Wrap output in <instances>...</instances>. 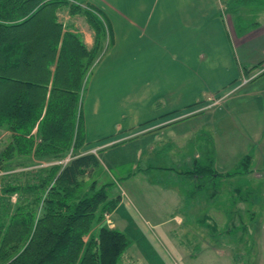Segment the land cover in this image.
I'll return each mask as SVG.
<instances>
[{"label":"trees","instance_id":"trees-1","mask_svg":"<svg viewBox=\"0 0 264 264\" xmlns=\"http://www.w3.org/2000/svg\"><path fill=\"white\" fill-rule=\"evenodd\" d=\"M69 1L0 0V132L7 134L0 169L12 176L0 183V264H118L131 245L125 233L101 224L120 198L110 193L113 183L100 181L107 176L100 161L76 153L80 94L107 31L84 10L95 32L88 50L58 22ZM70 5L72 12L82 10ZM70 149L71 160L55 163ZM36 162L53 164L24 172ZM197 169L195 178L211 170Z\"/></svg>","mask_w":264,"mask_h":264},{"label":"crops","instance_id":"crops-1","mask_svg":"<svg viewBox=\"0 0 264 264\" xmlns=\"http://www.w3.org/2000/svg\"><path fill=\"white\" fill-rule=\"evenodd\" d=\"M69 2L57 12L58 22L65 30L78 35L84 46L88 50L92 49L95 32L86 14L83 13L84 10H88L103 19L108 36V46H105V53L96 64V74L84 98L83 107L87 108L84 113L86 124L96 121L108 123L110 119L107 117L114 114V108H117L116 112H120L122 125L116 126V133L163 122L158 125L160 130L150 132L139 140V142L148 140L142 144L147 151L161 152L165 149L170 153L177 149L184 150L189 146L196 148L202 146L207 149L206 154L213 156L212 150H209L212 148V137L204 136L203 139L198 125L195 126L196 133L192 134L188 127L180 124L202 120L200 110L186 113L181 117L176 115L207 101L219 92L229 88L233 91L250 85L251 82V88L245 96L264 103V80L257 79L263 74L244 85H237L243 78L251 77V74L264 66V10L259 11L260 14L254 23L236 30L231 15L227 13L231 6L229 0ZM70 4L79 5L82 10L72 12ZM167 119L169 120L166 121ZM6 138L7 134L4 133V138L0 139V146L6 143ZM196 181L189 179L184 185L190 189L187 193L194 194L198 201L199 193L204 186H197ZM216 183L218 181H214L212 186ZM244 188L245 199L239 197L237 194L239 189L236 190V187L233 193L239 198L240 204L243 203V210L248 211L251 209V184L244 185ZM214 198L215 192L211 191V204ZM204 200L207 201V197H204ZM122 203L123 198L113 211L112 218L116 229L125 233L132 224L118 213ZM192 210H196V213L198 210L203 212V207L200 205L192 207L185 202L181 206L183 215L180 212L165 216L168 223L174 225L164 227V233L195 231L197 235L199 233V240L203 239L200 246L196 244L200 256L211 254V258L220 264L253 263L254 254L249 239L245 244L247 252L244 251V261L236 263L234 260L237 259V248L234 244H220V239L215 238L209 243L205 241L204 234L213 236L214 232L218 233L215 227H210L212 230L205 229L204 226L195 229L192 226L184 228L186 222L194 219ZM218 210L220 209L218 208L217 212ZM199 217L200 220L211 219L205 214ZM179 224L180 228H177ZM208 231L211 232L208 234ZM245 232L254 235L257 234V228H249ZM135 249L139 254L137 258L139 264H162L160 260H153L154 263L147 261L141 251L136 247ZM233 250L234 255L232 252L229 253ZM189 258L196 256L190 254ZM177 261L174 260L173 264H178Z\"/></svg>","mask_w":264,"mask_h":264},{"label":"rangeland","instance_id":"rangeland-1","mask_svg":"<svg viewBox=\"0 0 264 264\" xmlns=\"http://www.w3.org/2000/svg\"><path fill=\"white\" fill-rule=\"evenodd\" d=\"M229 3L231 6L227 13L231 15L236 30L246 28L247 24L254 23L260 12L264 10V0H229ZM91 13L93 12L91 11ZM97 17L100 19L99 16ZM100 20L103 22L102 18ZM107 38L106 35L105 42L101 43L100 53L86 73L83 90L80 94L83 138L81 137L80 143L82 141V144L76 153L80 156L91 154L97 157L101 163V173L107 174L100 181L107 180L113 183L110 193L113 197L119 196L120 200L123 198L118 213L126 217L132 224L125 232L131 241V246L122 255L118 264H139L137 259L139 254L135 247L141 251L147 261L160 260L162 264H173L174 260H178V264H220L211 258V254L200 256L199 247L196 244L200 246L203 239L199 240V233L198 235L195 231L188 233L178 231L176 234L164 233V227L174 225L169 224L168 218L165 216L180 212L183 215L181 206L185 202L192 207L200 205L203 207V212L198 210L196 213V210H192L194 219L186 222L184 228L193 227L195 229V227L204 226L205 229L212 230L210 227H215L218 233L214 232V235L211 236L212 234H209L211 231H208L209 235L204 234L203 236L205 241L209 243L212 238H215L216 240L220 239V244H234L237 248V259L234 260L237 261L236 263L244 261V251L247 252L245 244L249 239L252 242L251 249L254 254L252 264H264V103L261 104L256 99H249L245 96V93L250 90L252 82L250 85L233 91H230L232 88H229L219 92L207 101L176 115L181 117L186 113L200 110V115L203 116L202 120L180 124L188 127L192 134L196 133L195 126L198 125L203 139L204 136L212 137V148L209 150H212L213 156L206 154L207 149L202 146L200 148L189 146L184 148L185 151L177 149L170 153L165 149L161 152H149L142 146L148 140L144 142H139V140L150 132L160 130L158 125L163 122L116 133L115 128L117 125H122V121L119 118L120 112H116L117 108H114V114L107 117L110 119L108 123L100 121L85 123L84 113L87 108L83 107L84 98L89 84L96 74V64L105 53V46H108ZM129 61L127 62L129 63ZM254 74L257 76L263 74L257 79L264 80V72L257 71L251 74V77H246L247 82H243V78L237 85L250 82L257 77H253ZM1 137L4 138L2 132H0V139H3ZM4 145L2 144L3 147ZM0 149H2L1 146ZM74 152L70 149L65 158L55 163L64 166L75 156ZM246 156L249 158L245 159ZM51 164L53 163L36 162L33 167L24 168L26 169L24 172L46 168ZM206 164L211 169L208 175L195 178V175L201 174L198 173L200 170H196V168L201 166L202 169V166ZM21 170L23 169L18 168L14 172ZM195 170L196 173H193ZM100 175L98 174V176ZM5 177L8 179H4V181H11L12 176L9 177L6 172L0 169V183L4 182L3 178ZM23 179V176L19 177V180ZM189 179H195V181L197 179V186H204L199 193L198 201L194 198V194L187 193L190 189L185 187L184 182ZM87 180L90 182L92 179ZM214 181H218V183L212 186ZM246 184H251V204L249 203L251 209L248 211L243 210V203L241 205L239 198L233 193V189L236 187V190L239 189L237 194L242 198ZM167 191L168 193H166ZM211 191L215 192L212 204ZM160 195L162 196L159 198ZM204 197H207L208 200L205 201ZM16 198L13 196L11 201L15 202ZM170 207L173 209L172 212ZM218 208L220 210L217 212ZM112 214L113 211H105L101 224L109 229H116ZM203 214L208 215L211 219L200 220L199 216ZM196 215H198L197 219ZM114 217L117 218L116 215ZM112 225L113 227H111ZM97 228L93 230L94 235ZM177 228H180V224ZM249 228H257V234L251 235L245 232ZM87 238L85 237V241ZM181 244L182 247H180ZM234 251H229V253L232 252L234 255ZM252 252L250 253L252 254ZM190 254L195 255L196 258L188 259ZM194 259L196 260L194 261Z\"/></svg>","mask_w":264,"mask_h":264},{"label":"built area","instance_id":"built-area-1","mask_svg":"<svg viewBox=\"0 0 264 264\" xmlns=\"http://www.w3.org/2000/svg\"><path fill=\"white\" fill-rule=\"evenodd\" d=\"M260 72H261V73L264 72V68H261V69L259 70V73H260ZM255 76H257V75L254 74L253 77H255ZM253 77H252V78H253ZM243 82H247V80L244 78V79H243ZM111 227H113V225H112Z\"/></svg>","mask_w":264,"mask_h":264}]
</instances>
